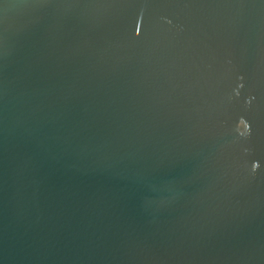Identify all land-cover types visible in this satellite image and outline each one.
Here are the masks:
<instances>
[{
	"label": "water",
	"instance_id": "1",
	"mask_svg": "<svg viewBox=\"0 0 264 264\" xmlns=\"http://www.w3.org/2000/svg\"><path fill=\"white\" fill-rule=\"evenodd\" d=\"M0 264H264V0H0Z\"/></svg>",
	"mask_w": 264,
	"mask_h": 264
}]
</instances>
